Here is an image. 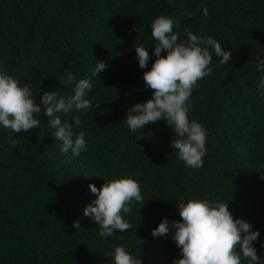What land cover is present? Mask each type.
<instances>
[{"label":"trees","instance_id":"obj_1","mask_svg":"<svg viewBox=\"0 0 264 264\" xmlns=\"http://www.w3.org/2000/svg\"><path fill=\"white\" fill-rule=\"evenodd\" d=\"M161 14L179 16L182 39L188 29L233 50L225 65L213 55V71L190 98V118L208 133V153L199 169L177 157L171 145L177 137L164 120L134 133L124 122L133 104L151 97L143 73L156 59L150 25ZM137 43L148 48V68L139 67ZM258 57H264V0H0V61L38 93L37 101L53 89L71 94L66 68L80 79L99 61L106 64L91 77L93 107L80 116L77 128L86 133L88 148L79 156L61 152L43 113L40 126L28 131L0 128V264H114L108 254L120 244L141 264H172L181 253L171 230L154 237L152 229L162 218L182 219L181 198L200 197L227 201L234 219L258 229L254 246L264 256V95L257 87ZM116 175L138 179L145 201L133 200L131 212L122 213L132 227L101 238L99 225L82 210L95 198L88 185L100 188ZM76 220L79 230L72 226Z\"/></svg>","mask_w":264,"mask_h":264},{"label":"clouds","instance_id":"obj_2","mask_svg":"<svg viewBox=\"0 0 264 264\" xmlns=\"http://www.w3.org/2000/svg\"><path fill=\"white\" fill-rule=\"evenodd\" d=\"M202 13L208 16L206 6H202ZM187 14L191 15L190 12ZM179 28V16L161 14L152 20L150 29L156 59L143 73L145 86L152 90L151 97L133 104L127 110L124 122L134 133L149 122L164 120L177 137L171 140L177 157L187 167L199 169L208 153V133L199 121L190 118V98L193 90L199 87L198 82L213 71V55L220 58L221 65H225L232 59L233 50L222 47L212 35H197L188 29H185L186 39H182ZM135 51L139 67L148 68L150 56L147 46L137 43ZM162 51L166 55H162ZM105 68L106 64L99 61L91 69L90 76L80 79L66 68L64 77L65 82L72 85L71 94L60 95L53 89L44 91L37 101L38 93H34L30 85H22L0 61V128L11 129L18 134L21 130L28 131L40 126L39 114L43 113L48 120V129L52 130L55 140L61 142V152L79 156L88 148L86 133L77 128L81 124L80 116L93 107L89 99L93 87L91 77H97V73ZM255 70L262 74L257 87L264 95V57L257 58ZM73 112L78 115L72 116L71 120L61 118ZM9 143L14 145L16 141L10 138ZM88 187L95 198L82 211L99 225L101 238L112 237L114 230L123 233L132 227L122 213L131 212L133 200L142 205L145 201L138 179L131 175H116L105 180L100 188L92 183ZM177 207L182 219L169 222L162 218L152 229L154 237L165 236L171 230L172 239L181 253L172 264H243L244 260L247 264H264V256L258 255L254 246L259 230H251L252 225L243 218L234 219L227 201L207 197L181 198ZM72 226L79 230V220ZM237 245L240 251H236ZM261 245L264 247V242ZM108 255L113 257L114 264H141V258L123 244L115 246Z\"/></svg>","mask_w":264,"mask_h":264}]
</instances>
